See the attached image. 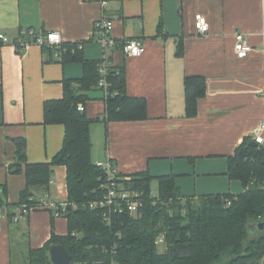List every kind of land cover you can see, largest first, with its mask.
Masks as SVG:
<instances>
[{"label":"crops","instance_id":"1","mask_svg":"<svg viewBox=\"0 0 264 264\" xmlns=\"http://www.w3.org/2000/svg\"><path fill=\"white\" fill-rule=\"evenodd\" d=\"M102 16L114 21V42L136 39L144 46L139 56L120 48L106 53L114 67L123 68L127 95L146 102L147 118L103 122L104 91L92 88L84 113L97 143L100 137L98 147L92 146L93 161L109 159L119 174L174 175L184 198L243 192L227 176V158L264 118V0H110L103 10L86 0H0V34L13 40L20 30L58 32L61 46L80 42L83 58L98 61L105 50L93 26ZM199 16L209 28L202 36L194 26ZM236 32L252 46L245 59L235 56ZM61 55L37 45L22 53L0 45V185L11 205L26 186L25 175L7 171L16 162L13 140L24 138L33 164L49 163L62 148L63 126L43 125V106L62 98L63 80L80 78L82 66L63 62ZM190 76L205 78L206 85L191 118L183 86ZM51 175L49 193H34L65 204V167H52ZM52 233L66 236L67 219L55 217L51 224L50 212L38 209L11 223L0 213V264H24L28 249L43 247Z\"/></svg>","mask_w":264,"mask_h":264},{"label":"trees","instance_id":"2","mask_svg":"<svg viewBox=\"0 0 264 264\" xmlns=\"http://www.w3.org/2000/svg\"><path fill=\"white\" fill-rule=\"evenodd\" d=\"M157 29L159 35L164 34L161 25ZM65 47L62 46L61 60L79 62L82 76L63 80L62 98L45 102L42 117L45 126H63L62 148L49 163L33 164L26 159L24 138L14 139L16 162L9 165L7 171L22 173L26 178L17 205L7 203L5 187L0 185V213L4 209L12 223L18 207L36 206L43 199L41 195L49 193L52 167H65L68 205L63 217L67 219L68 233L66 236L52 233L43 247L28 249L24 264H51L48 250L52 244L67 249L72 264H251L260 257L264 250V230L259 231L257 223L264 222V146H251L249 137L227 158L229 180H236L243 187V192L235 196L221 193L184 198L174 175L121 173L119 183L142 193L144 205L139 214L136 217L127 211L111 214L107 224L100 210L89 209L88 204L104 194L100 186L106 177L91 159L92 121L84 110H78V105L84 106L87 93L98 88V67L104 60H85L77 42ZM182 48L179 44L178 55L182 54ZM110 73L101 120L146 119L144 99L127 95L123 68L113 67ZM183 86L185 113L191 118L196 116L197 101L206 92L205 78L186 77ZM152 181L157 186L155 196ZM36 190L42 194H35ZM227 202H231L230 205ZM161 234L164 235L162 252L155 243Z\"/></svg>","mask_w":264,"mask_h":264},{"label":"built area","instance_id":"3","mask_svg":"<svg viewBox=\"0 0 264 264\" xmlns=\"http://www.w3.org/2000/svg\"><path fill=\"white\" fill-rule=\"evenodd\" d=\"M97 2L101 9H105L109 4L110 0H86ZM113 19L103 17L96 21L93 26L94 37L96 42L101 45L102 50H105L103 60L98 67V74L100 75L97 87L104 91V99L108 94V80L110 69L113 68V64L109 61V55L106 53V50H112L120 48L126 56H139L144 52V46L139 40L132 39L126 40L122 43H116L111 37V30L113 27ZM198 35L202 36L203 34L208 33V23L204 16H199L196 18L194 24ZM234 46L233 50L235 56L239 59H245L248 56V53L251 52L252 46L247 40V38L240 32L234 34ZM62 38L58 32H47L46 34L36 33L33 29L20 30L18 36L10 40L4 34H0V45L10 44L17 52H24L28 46L37 45L43 48H49L53 51L54 57L59 58L62 52L61 46ZM78 49L81 50L80 42H77ZM264 99V90L261 94ZM78 110L83 111L84 106L82 104L78 105ZM251 141L257 143V146L263 147L264 144V118L253 128L251 133L248 136ZM102 172L105 174L106 180L103 185L100 187L104 188V194L102 197L94 199L88 204L90 210H100L102 212L103 220L108 224L111 221V214H120L122 211H127L129 215L136 217L139 214L141 208H143L144 201H142V193L136 190H132L129 187H124L122 183H119L121 179L118 177L119 173L116 172V169L111 160H106V162L96 163ZM51 183V182H50ZM156 193L152 191V195L155 196ZM231 202H227V205H230ZM68 203L62 205H55L53 203H48L46 198L41 199L36 206L27 207L23 204L21 207H18L12 217V222H19L26 218L33 211L38 209L47 210L53 212V217H63L65 213V207ZM74 207V206H73ZM3 212L4 209H3ZM2 212V213H3ZM155 243L157 246L164 244V235H159ZM111 264H116L112 262ZM251 264H264V250L262 255L252 261Z\"/></svg>","mask_w":264,"mask_h":264},{"label":"water","instance_id":"4","mask_svg":"<svg viewBox=\"0 0 264 264\" xmlns=\"http://www.w3.org/2000/svg\"><path fill=\"white\" fill-rule=\"evenodd\" d=\"M250 144L257 147V143L254 141H251ZM257 226L259 231L264 230V222H258ZM48 258L51 264H72L69 252L61 245L52 244L48 250Z\"/></svg>","mask_w":264,"mask_h":264},{"label":"rangeland","instance_id":"5","mask_svg":"<svg viewBox=\"0 0 264 264\" xmlns=\"http://www.w3.org/2000/svg\"><path fill=\"white\" fill-rule=\"evenodd\" d=\"M97 127H98V129H100L102 126H97ZM92 128H94V126H93ZM103 132H104V130H103ZM91 139H92L91 145L94 146L95 149H96V147H98L100 137H99V140H98V143H97V139H96V137H95V135H94V131H93V135H91ZM103 141H104V140H103ZM263 146H264V144H263ZM92 149H93V148H92ZM91 157H92V159H93V156H91ZM233 184H238L240 189H241V187H242V185H241L239 182H237V181H235ZM151 186H152V190H153V192L156 193V191H157L156 182H155V181H152ZM233 187H234V186H233ZM187 188L191 191V188H189V186H187ZM240 189H238V190H240ZM158 248H159V251H160V252L164 251V247H163L162 245L159 246Z\"/></svg>","mask_w":264,"mask_h":264}]
</instances>
